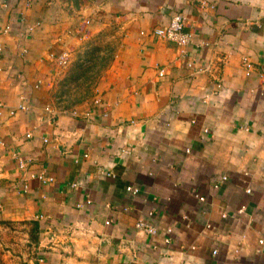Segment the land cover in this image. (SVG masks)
Masks as SVG:
<instances>
[{
    "label": "crops",
    "instance_id": "obj_1",
    "mask_svg": "<svg viewBox=\"0 0 264 264\" xmlns=\"http://www.w3.org/2000/svg\"><path fill=\"white\" fill-rule=\"evenodd\" d=\"M0 5V26H12L0 37L1 189L9 215L52 235L49 264H264V0ZM177 12L194 36L185 59L152 35ZM106 34L118 47L99 94L78 118L48 112L44 95L56 81L49 54L71 56ZM17 152L31 159L25 171ZM149 212L154 237L135 228Z\"/></svg>",
    "mask_w": 264,
    "mask_h": 264
},
{
    "label": "rangeland",
    "instance_id": "obj_2",
    "mask_svg": "<svg viewBox=\"0 0 264 264\" xmlns=\"http://www.w3.org/2000/svg\"><path fill=\"white\" fill-rule=\"evenodd\" d=\"M89 23L87 21L86 25ZM109 35L87 43L71 56L67 53L65 64L52 60L56 81L46 90L44 101L52 106L49 110L54 115L69 114L78 118L99 94L101 82L111 74L118 47V40ZM6 167L7 163L0 162V175ZM6 181L0 176V264H49L50 254L54 251L52 235L48 230L44 232L33 218L8 214L5 192L1 189Z\"/></svg>",
    "mask_w": 264,
    "mask_h": 264
},
{
    "label": "built area",
    "instance_id": "obj_3",
    "mask_svg": "<svg viewBox=\"0 0 264 264\" xmlns=\"http://www.w3.org/2000/svg\"><path fill=\"white\" fill-rule=\"evenodd\" d=\"M1 8V5H0ZM40 26L39 23L36 24V27ZM11 25L7 24L5 26H0V37L6 33H8V31L11 30ZM34 27H31L30 31H33ZM186 28V17L183 13L181 12H177L175 14H173V16L171 17L170 21L168 24L158 27L156 29H154L152 35L157 37V38H161L164 40H167L171 43H174L177 47H178V52H179V58L181 59H185V58H189L190 57V47L193 44V40H194V36L193 33L188 32L185 30ZM143 34V33H142ZM5 53V48L4 45L1 41L0 38V59L3 57ZM49 58L55 62H57L58 64H65L67 61V53H63L59 56H56L54 54H49ZM195 65V63L192 62H188L187 66L189 68H193ZM242 65L245 69V73L247 76H249L252 73V69H253V65L252 62L250 61V59L248 57H243L242 58ZM198 71H202V69H198ZM165 74V70L161 69L159 71V75L163 76ZM95 106H104L105 104L103 103V101L101 99H97L94 101ZM5 105L3 103H0V115L3 114V110H4ZM17 110L20 111H28L29 108L27 107V105L25 104H21L19 105V107L17 108ZM48 112L52 113V111L48 110ZM14 113H16V110H12L10 112L11 115H13ZM107 112H104V115H107ZM93 115V110L91 109L90 111H88L86 113V116H90ZM31 135H28L27 137H30ZM87 157V155H85ZM14 157H15V161L17 164V167L20 171H25L27 170V167L29 165V163L31 162V159H26L22 156L19 155V153H14ZM103 175H107V176H113V173L111 171H101ZM37 178L42 180V182H47V180H51V178L46 177L44 172H41L40 174L37 175ZM227 180V177H222L220 181L215 182L213 184V188L214 189H218L220 187V185L225 182ZM127 192L137 195L139 193H141V190L138 187H135L133 185H129L126 188ZM22 191L24 193H27L29 191V185L28 183H25L22 187ZM198 199L200 200V202H204L205 198L203 196H198ZM81 207V205H78ZM124 211H128L129 208L126 207L123 209ZM240 214V212H239ZM227 213L223 212L222 213V217H226ZM152 218H153V213L149 212V214L147 215V217L144 218H140L137 220L135 228L138 231H141L143 233H145L146 235L150 236V237H154L156 235L159 234V230L158 228L152 223ZM112 221H107L106 224L110 225ZM208 227H210V225H208ZM172 232L171 228H167L166 229V237L164 238L165 243H169L170 242V238H169V234ZM258 243L260 245H264V229L262 232V236L260 237V239L258 240ZM217 249H214V254H217Z\"/></svg>",
    "mask_w": 264,
    "mask_h": 264
}]
</instances>
